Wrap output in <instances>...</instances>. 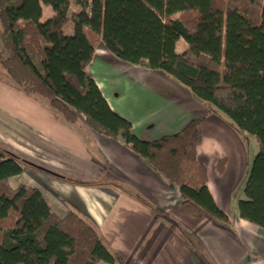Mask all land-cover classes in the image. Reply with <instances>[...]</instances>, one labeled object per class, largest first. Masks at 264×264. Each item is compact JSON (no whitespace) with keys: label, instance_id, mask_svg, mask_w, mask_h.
I'll return each mask as SVG.
<instances>
[{"label":"trees","instance_id":"obj_1","mask_svg":"<svg viewBox=\"0 0 264 264\" xmlns=\"http://www.w3.org/2000/svg\"><path fill=\"white\" fill-rule=\"evenodd\" d=\"M42 5L53 12L43 22ZM70 23L73 35L65 32ZM181 39L186 46L178 52ZM100 43L124 62L162 71L209 115L256 139L237 211L264 228V0H0V66L19 90L42 97L68 125L83 120L122 141L179 189L187 212L230 226L198 158L202 119L160 139L136 136L88 71ZM226 164L218 161L220 173ZM23 169L0 148V264H120L89 218L71 212L62 219L39 189L12 188L10 178Z\"/></svg>","mask_w":264,"mask_h":264},{"label":"crops","instance_id":"obj_2","mask_svg":"<svg viewBox=\"0 0 264 264\" xmlns=\"http://www.w3.org/2000/svg\"><path fill=\"white\" fill-rule=\"evenodd\" d=\"M74 31V24L65 27L68 35ZM185 46L181 39L177 51ZM88 71L111 108L132 123L140 138L170 136L192 119H202L198 158L207 168L209 190L231 225L191 215L179 189L122 141L87 128L83 120L68 125L46 101L16 87L1 91L7 109L0 111L5 113L0 115V133L7 141L0 136V143L24 164L23 172L10 178L11 187L39 189L62 219L71 212L89 218L120 264H264V228L237 211L236 186L249 168L240 160L229 164L227 145L238 133L226 119L209 115L188 89L162 71L124 62L104 43L98 44ZM222 158L227 164L220 173Z\"/></svg>","mask_w":264,"mask_h":264},{"label":"rangeland","instance_id":"obj_3","mask_svg":"<svg viewBox=\"0 0 264 264\" xmlns=\"http://www.w3.org/2000/svg\"><path fill=\"white\" fill-rule=\"evenodd\" d=\"M42 8L45 9V11L42 15V18H41V21L43 22V21L47 20L49 17H51L53 12H52L51 8L48 6L42 5ZM76 9L77 8L75 6H72V10H76ZM47 13H50V15L47 16ZM7 87H9V88L14 87L15 88L16 86L12 83V81L9 78V76L7 75V73L0 66V111H6V109H7L6 100L4 99V97L1 94V91H3L4 88H7ZM35 97H37L43 101H46L40 96H35ZM4 114H2L0 112V115H2V117H5ZM0 127H2L1 123H0ZM2 130L5 131V129H2ZM0 136L5 138L7 141L6 135H2L0 133ZM237 138H238L237 140H234L230 144L227 145V148L229 150V152L227 154L230 155V159H231L229 164L231 165V163H232V165L234 166V165L238 164L239 160H240L241 165H242V162H244V167L249 168V170L247 171V173L244 177L245 179L243 181H241V183H239L238 186H236V198L239 201L240 199L244 198L243 189L245 186V182L248 179L249 171L253 165V161L255 159V156L258 152V143H257L256 139L252 136H249L248 139H245L242 135L237 134ZM0 148H2L5 151H8V149L5 146H3L1 143H0ZM8 152H10V151H8Z\"/></svg>","mask_w":264,"mask_h":264}]
</instances>
